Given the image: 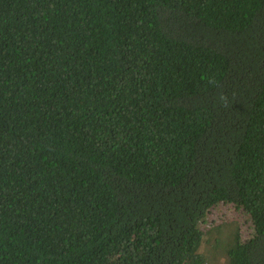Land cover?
Here are the masks:
<instances>
[{
    "label": "trees",
    "instance_id": "16d2710c",
    "mask_svg": "<svg viewBox=\"0 0 264 264\" xmlns=\"http://www.w3.org/2000/svg\"><path fill=\"white\" fill-rule=\"evenodd\" d=\"M0 264H264V0H0Z\"/></svg>",
    "mask_w": 264,
    "mask_h": 264
},
{
    "label": "rangeland",
    "instance_id": "374dc122",
    "mask_svg": "<svg viewBox=\"0 0 264 264\" xmlns=\"http://www.w3.org/2000/svg\"><path fill=\"white\" fill-rule=\"evenodd\" d=\"M233 207L234 206H232L231 204L221 203L209 210L203 222L205 228H207L206 230L212 227H216L215 233L217 234L216 230L220 229V231L222 232L221 238H226L227 235L231 231H233V227L236 224L240 231L245 229L243 230L244 232L242 231V238H247L250 229V223L248 221V218H245L246 216H243L244 212L242 213V210L237 211L234 209L235 207ZM218 225L221 226L217 228ZM212 229H210L209 231H211ZM207 239H209L210 244H208L207 242H203L200 248L201 253L206 252V249H208V247L213 245L214 242L218 240V238L214 234V230L211 232L209 237L206 238L204 236L203 240L206 241Z\"/></svg>",
    "mask_w": 264,
    "mask_h": 264
},
{
    "label": "clouds",
    "instance_id": "9594fccd",
    "mask_svg": "<svg viewBox=\"0 0 264 264\" xmlns=\"http://www.w3.org/2000/svg\"><path fill=\"white\" fill-rule=\"evenodd\" d=\"M221 203H223V202L217 203L216 205L221 204ZM223 204H224V203H223ZM225 204H226V203H225ZM216 205H215V206H216ZM231 205H232V204H231ZM215 206H213V207H215ZM232 206H233V205H232ZM213 207H210V208L208 209V211L211 210ZM233 208H234V207H233ZM234 209L236 210V207H235ZM208 211H207V212H208ZM237 211H238V210H237ZM242 212H243V211H242ZM207 214H208V213H206V215H207ZM243 215H244V214H243ZM248 221H249V218H248ZM202 229H203V227H202Z\"/></svg>",
    "mask_w": 264,
    "mask_h": 264
}]
</instances>
